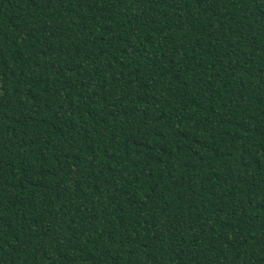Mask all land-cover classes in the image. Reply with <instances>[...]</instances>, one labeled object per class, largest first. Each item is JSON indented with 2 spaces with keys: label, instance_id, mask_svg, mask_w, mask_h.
Returning <instances> with one entry per match:
<instances>
[{
  "label": "trees",
  "instance_id": "obj_1",
  "mask_svg": "<svg viewBox=\"0 0 264 264\" xmlns=\"http://www.w3.org/2000/svg\"><path fill=\"white\" fill-rule=\"evenodd\" d=\"M0 264H264V0H0Z\"/></svg>",
  "mask_w": 264,
  "mask_h": 264
}]
</instances>
